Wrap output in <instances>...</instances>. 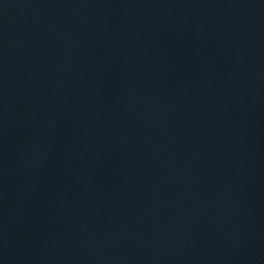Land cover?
Listing matches in <instances>:
<instances>
[{
    "label": "water",
    "instance_id": "95a60500",
    "mask_svg": "<svg viewBox=\"0 0 264 264\" xmlns=\"http://www.w3.org/2000/svg\"><path fill=\"white\" fill-rule=\"evenodd\" d=\"M0 264H264V0H0Z\"/></svg>",
    "mask_w": 264,
    "mask_h": 264
}]
</instances>
